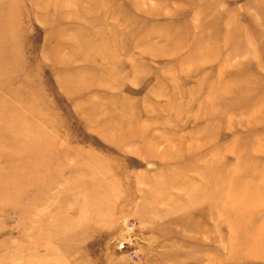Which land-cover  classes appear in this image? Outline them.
<instances>
[{
    "label": "rangeland",
    "instance_id": "obj_1",
    "mask_svg": "<svg viewBox=\"0 0 264 264\" xmlns=\"http://www.w3.org/2000/svg\"><path fill=\"white\" fill-rule=\"evenodd\" d=\"M0 264H264V0H0Z\"/></svg>",
    "mask_w": 264,
    "mask_h": 264
},
{
    "label": "built area",
    "instance_id": "obj_2",
    "mask_svg": "<svg viewBox=\"0 0 264 264\" xmlns=\"http://www.w3.org/2000/svg\"><path fill=\"white\" fill-rule=\"evenodd\" d=\"M131 255L133 258H135L137 256L136 253H134V252H132Z\"/></svg>",
    "mask_w": 264,
    "mask_h": 264
}]
</instances>
